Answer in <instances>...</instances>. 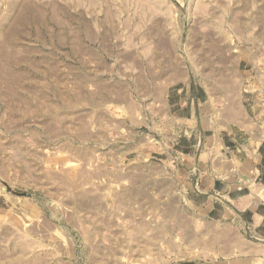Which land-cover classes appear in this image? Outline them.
I'll return each instance as SVG.
<instances>
[{
	"label": "rangeland",
	"instance_id": "1",
	"mask_svg": "<svg viewBox=\"0 0 264 264\" xmlns=\"http://www.w3.org/2000/svg\"><path fill=\"white\" fill-rule=\"evenodd\" d=\"M164 3L171 16L159 18L151 15L152 0H0V264L216 258L207 249L210 227L192 219L160 168L136 161L138 139L129 132L94 129L89 139L83 130L78 138L77 130L62 129V136L47 137L42 126L52 96L46 74L74 66L84 78L94 58L102 62L104 53L111 58L160 40H174L179 58L185 38L193 57L210 42L225 55L254 54L261 79L254 84L264 87V0ZM169 22L175 32L159 31ZM211 25L219 31H206Z\"/></svg>",
	"mask_w": 264,
	"mask_h": 264
},
{
	"label": "crops",
	"instance_id": "2",
	"mask_svg": "<svg viewBox=\"0 0 264 264\" xmlns=\"http://www.w3.org/2000/svg\"><path fill=\"white\" fill-rule=\"evenodd\" d=\"M152 1L151 15L171 16L164 0ZM161 25L163 33L177 29ZM183 43L182 58L168 39L111 58L104 53L84 78L74 66L46 74L52 96L42 126L47 137L62 129L77 130L78 138L83 130L89 139L94 129L129 132L138 139L136 161L160 168L192 219L210 227L207 249L217 256L200 264H264V87L254 84L261 80L254 54L225 55L210 42L193 57L186 53L193 43Z\"/></svg>",
	"mask_w": 264,
	"mask_h": 264
},
{
	"label": "bare ground",
	"instance_id": "3",
	"mask_svg": "<svg viewBox=\"0 0 264 264\" xmlns=\"http://www.w3.org/2000/svg\"><path fill=\"white\" fill-rule=\"evenodd\" d=\"M6 44H8V42H6ZM2 55H4V53L2 52ZM0 56H1V54H0ZM4 56H6V58L7 57H9V55H7V54H5ZM2 57V56H1ZM3 58V57H2ZM10 58V57H9ZM8 59V58H7Z\"/></svg>",
	"mask_w": 264,
	"mask_h": 264
}]
</instances>
